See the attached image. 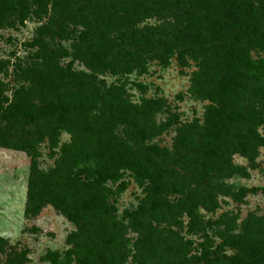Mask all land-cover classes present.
<instances>
[{
  "label": "rangeland",
  "instance_id": "1",
  "mask_svg": "<svg viewBox=\"0 0 264 264\" xmlns=\"http://www.w3.org/2000/svg\"><path fill=\"white\" fill-rule=\"evenodd\" d=\"M102 1L39 0V13L34 7L21 23L0 29V59L10 60L4 95L10 103L13 89L21 88L27 103L13 126L24 142L19 148L0 146V264H52L53 251L57 264H183L182 254L188 258L201 240L187 226L190 214L203 221L223 217L235 229L249 213L264 214V145L259 144L264 108L262 121L253 125L258 136L250 151L253 164L250 154L227 147L224 157L228 153L231 166L209 187L194 171L193 151L162 166L157 184L116 163L121 150L141 156L143 148L156 146L173 153L180 127L189 134L191 125H202L208 106L215 104L209 94L225 55L214 37L243 49L248 39L261 38L264 0ZM103 8L112 13L113 24L131 23L144 34L159 29L162 44L172 48L167 64L147 61L146 71L132 64L125 73L117 64L119 39L105 44L101 32L92 30L93 37L82 41L87 27L101 24ZM118 9L129 17L121 12L120 22ZM249 55L264 59V48ZM25 61L34 62L33 68L15 77L14 64ZM144 101L158 102L149 105L150 119L133 113L131 105ZM105 105L110 112L100 114ZM142 123L149 127L146 135ZM101 127L105 137L98 134ZM192 136L196 145L201 138ZM102 169L110 175L98 186ZM197 189L213 203L204 206Z\"/></svg>",
  "mask_w": 264,
  "mask_h": 264
},
{
  "label": "trees",
  "instance_id": "2",
  "mask_svg": "<svg viewBox=\"0 0 264 264\" xmlns=\"http://www.w3.org/2000/svg\"><path fill=\"white\" fill-rule=\"evenodd\" d=\"M102 2L108 3V0H103ZM39 3V0H0V29L5 27L12 28L17 20L21 23L24 18L31 14L33 11L32 8L34 7H36L35 12L39 13L42 5ZM139 6L141 7V5ZM118 11L120 12L118 18L121 22V20L125 19L121 16V12L124 13L126 11L124 9L122 11L118 9ZM102 14L104 15H102L101 24L98 25L95 22L96 24L94 26L87 27L80 38L82 41H88L93 37L92 30H96L97 33L101 32L99 34L100 40L104 43L111 42L113 39H119V45H122V48L120 57H118L120 62L116 63L125 68L123 71L125 73L131 72L133 69L132 64L136 66L141 64L140 66L143 67L144 71H146L144 63L147 61L155 60L160 64L162 63L163 66L167 64V58L172 54V48L169 47L170 45H165L164 42L162 44L163 39L160 38L161 34L159 33V29L155 32L152 31V28L151 32H148L149 34H144L143 31L133 30L134 27L131 23L129 27L119 25L120 23L113 24L114 21L111 18L112 13L104 8L102 9ZM126 14L128 18L129 12H126ZM114 17H117V15ZM58 26L62 27L63 23H59ZM129 29H132V31H129ZM144 29L147 31L146 28ZM214 38L217 43L223 45L222 51L225 55L222 59L221 69L216 71V76L212 80V87L209 94V98L215 104L208 106L202 125H191L189 127V134L180 127L178 129L179 137L177 142L174 143L175 149L173 153L165 149H158L156 146H150L148 147L149 149L141 148V156L136 153L128 155L126 150H121L117 152L119 154L116 159L117 164H126L132 170L136 171L138 175L148 178L157 184L159 183V179H161L160 172L162 171V166L172 161L180 162L182 157L176 158V156L182 151H193L194 157L192 163L195 169L194 171L200 174L201 179L203 178V181L209 187L211 183H217L221 173H224V170L228 172L231 166L228 153L224 157V153L226 152L224 149L232 146V148H238V152L245 156L249 155L251 150H254V146L257 143L256 137L258 136L255 133L253 125L263 119L264 91L262 89H264V86L262 85H264V59L258 58L253 61L250 58L249 51H255L256 49L262 50L264 48V34L261 38L252 37L248 39L247 47L244 49L238 48L235 44L227 46L229 43L219 34H216ZM143 46L146 47L144 48ZM180 57L183 58L184 55L181 54ZM139 59H142V62ZM17 62H20L19 59H17ZM17 62L14 64L13 71L15 77H21L26 72H30L34 66V62L25 61V65H23V62ZM9 65L10 60L0 59V74L3 77H0V146L5 148L15 146V148H19L22 144L21 142L24 141H20V136L17 137L13 126L20 112H25L27 103L26 100L22 99L21 88L13 89L11 102L7 103L8 98L4 95V92L7 90V84L4 78L9 74ZM121 72L118 71L120 74ZM94 78L96 79V77ZM98 84L105 87L103 81L99 80ZM113 88L115 89L117 87ZM101 99V97H96L95 101H100ZM156 104L158 102L152 101L151 103L144 101L140 105L131 106H134L135 110L133 113L140 115L139 118L150 119L153 113L149 105ZM105 110L106 105L99 113L110 112V110ZM95 119L98 120L97 118ZM110 119L113 120L111 123L117 122L116 115L115 117L111 115ZM148 128L147 124H141L140 130L142 131V135H146ZM98 134L101 137L107 135L102 127ZM192 134L198 137L200 136L199 138H201V140H196V145L192 142L195 140ZM182 137H185L186 140L182 139ZM193 144L195 148L198 147L203 150V154H200V150L198 151L194 147L192 148ZM259 144L264 145V139H261ZM159 156H161V163H159ZM157 159L158 163H155ZM249 159L253 164L254 158L251 154ZM235 171L239 173L245 172L244 169L239 168L234 169ZM109 175L110 173L107 169L98 171L97 185L101 186L106 183ZM87 186L92 188L93 184L88 183ZM252 190L256 191L255 189ZM197 191L201 192L198 189ZM205 192H203V196L200 198V202L204 206L211 201L213 203L212 196ZM91 206V203H85L86 208L91 209ZM153 207L157 209L159 203H155ZM77 218V214L71 216V219L75 222L78 221ZM218 219L203 221L197 213L190 214L187 226L193 233L201 234V240L196 242L192 250L193 252L190 255L188 254V258L182 254L181 263L264 264V214L256 216L255 214L249 213L248 217L241 222V226L237 229L231 227L230 222L223 219V217L220 221ZM220 223L224 227L220 228ZM207 230L211 233L208 234ZM48 256L52 264L58 263L57 252H50ZM83 263L92 264L89 260H85Z\"/></svg>",
  "mask_w": 264,
  "mask_h": 264
}]
</instances>
